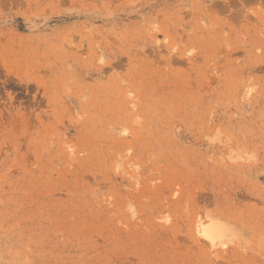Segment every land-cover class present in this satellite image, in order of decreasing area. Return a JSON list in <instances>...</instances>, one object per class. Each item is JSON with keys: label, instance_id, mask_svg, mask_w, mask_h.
Returning <instances> with one entry per match:
<instances>
[{"label": "rangeland", "instance_id": "obj_1", "mask_svg": "<svg viewBox=\"0 0 264 264\" xmlns=\"http://www.w3.org/2000/svg\"><path fill=\"white\" fill-rule=\"evenodd\" d=\"M0 264H264V0H0Z\"/></svg>", "mask_w": 264, "mask_h": 264}, {"label": "bare ground", "instance_id": "obj_2", "mask_svg": "<svg viewBox=\"0 0 264 264\" xmlns=\"http://www.w3.org/2000/svg\"><path fill=\"white\" fill-rule=\"evenodd\" d=\"M196 229H195V231L197 232V234H200L201 233V231H200V225H201V220L199 219V220H197V222H196ZM214 227H212L211 229H213ZM206 238H210L208 235H206L205 236ZM208 245V244H207Z\"/></svg>", "mask_w": 264, "mask_h": 264}]
</instances>
